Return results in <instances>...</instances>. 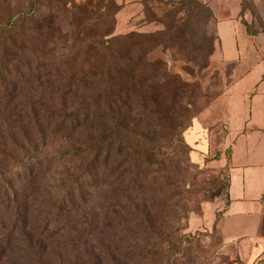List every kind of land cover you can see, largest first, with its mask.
Wrapping results in <instances>:
<instances>
[{
    "label": "rangeland",
    "instance_id": "374dc122",
    "mask_svg": "<svg viewBox=\"0 0 264 264\" xmlns=\"http://www.w3.org/2000/svg\"><path fill=\"white\" fill-rule=\"evenodd\" d=\"M9 21L16 23L11 40L19 54L14 55L0 37V146H9V131L20 130L32 116H55L60 109L56 93L62 89L79 94L67 99L68 106L78 104L82 95L111 90L121 92L124 113L114 106L100 113L107 126L121 123L162 152V159H140L141 173L132 187L91 188L86 183L88 202L65 214L67 220L74 217L78 222L84 213L109 210L104 227L91 241L100 264H168L169 258L171 264H264V223L258 238L227 246L212 225L228 197L226 95L239 59L226 56L218 26L237 24L238 50L264 61V0H0V24ZM85 30L90 38L108 32L160 33L151 38L158 45L145 57L163 62L170 76L163 77L159 64L149 67L151 79L136 84V95L148 88L156 93L132 105L123 91L136 81V72L134 79L125 78L141 60L136 41L144 39L138 37L115 45L104 88L80 81L66 87L70 70L84 79L98 75L90 57L83 66L78 63L85 60L72 58L79 45L76 34L81 31L83 36ZM223 42L228 48V40ZM161 87L163 100L162 95L156 97ZM40 139L31 140L27 153L14 154V161L0 156V187L11 197L6 202L0 194V255L6 252L0 264H25L27 236L41 240L37 246L45 250L50 264H60L63 258V264H87L88 247H70L74 237L66 225L43 228V220L54 217L51 206L65 195L68 172L80 164L77 158L62 157L61 148L81 139L58 138L43 149ZM11 203L25 204L26 226H13ZM39 234L66 240L47 241ZM157 237L168 239L172 248L159 246L155 252ZM51 242L62 243L65 256L51 251Z\"/></svg>",
    "mask_w": 264,
    "mask_h": 264
},
{
    "label": "trees",
    "instance_id": "16d2710c",
    "mask_svg": "<svg viewBox=\"0 0 264 264\" xmlns=\"http://www.w3.org/2000/svg\"><path fill=\"white\" fill-rule=\"evenodd\" d=\"M212 15V13H211ZM20 21L17 25H19ZM16 25L15 22H7L4 25L0 24V37H3L4 43L9 45V48L12 49L14 55L19 54L17 49V44L15 41L11 40V32L13 26ZM88 31L85 30L83 36H81V31L76 34V41H79V45L76 48L77 52L72 54V58H80L85 60L78 63V65L83 66V64L89 60H94L96 63L90 65L93 70H95V76H89L83 78L85 75H78L73 73L70 70L69 75L66 80V87L70 84L68 82L80 81L82 83H90L95 87H100V90L104 88V84L108 83L109 78L106 77L105 73L109 71V63L112 55L115 56V45L123 40H129L134 38H142L143 42L137 44L136 47L141 51L138 65L136 68L129 69L126 80L130 77L134 79V73L136 72V81L131 82L134 85H129L128 89L126 88L123 91L126 97L130 98L129 100L132 105L136 107L139 106L138 103L145 102L150 98L151 94H155L154 88L139 90L140 94L136 95V84L141 82L149 81L151 78L147 70L149 67L156 66L159 64L163 67V77L170 76L168 71L164 69L163 62L149 61L145 56L150 52L154 47L158 45L157 42L150 41L151 38L159 36L160 33L154 34H138L130 33L128 35H113L111 32L102 35L99 38H90L88 36ZM96 43V45H94ZM97 63L102 64L101 66H96ZM72 65L70 66V68ZM103 67V68H102ZM129 78V79H130ZM124 80V79H123ZM85 81V82H84ZM140 86V85H139ZM118 88V86H117ZM162 92H158L156 97L162 95L161 100L166 96L164 94V88L160 89ZM107 94H94L89 93V96H81V101L78 104H73L68 106L66 104L67 99H73V96L76 98L79 94L71 95V90L62 89L60 92L56 93L57 99L60 102V109L54 111L55 116H40L41 114H36L32 116L27 123L22 124L20 130H10L8 133L9 141L11 144L9 146H0V156H6L15 160L14 154L16 153H27L29 148L32 146V141L34 142L35 138H41L38 142H41V147L47 148L50 145L52 146L58 138L62 140L72 139L77 136L81 140H74L73 145L62 147L61 154L65 158H77L80 164H78L74 169V172H68L69 179H67L66 192L55 205L51 206L54 210V217L52 220L45 218L43 222L45 223L43 228L49 229L53 224L59 225L63 223L66 225V230L73 234L74 238H71L69 241L70 247L76 249L81 247L86 250L85 246L88 247L85 257L87 264H100L98 252H94V245L92 240L95 237V231L99 228L104 227L105 215L109 210H105L100 213H93L91 215L85 214L80 217L78 222L74 221V217L70 220H67L65 214H68L74 210V208H79L80 206L88 202L86 183L88 187L97 188L111 185L122 189L123 187H132L136 185V177L141 173L140 169V159L143 158H155L158 157L162 159V152L155 148L149 140L141 139L136 136V133L122 125L121 123L115 124L116 127L107 126L104 122L101 114H104L105 110L109 107H115L117 113L123 114L122 98L121 92L114 91H105ZM103 99H102V97ZM111 100L106 101L105 99ZM138 100V101H136ZM106 104L108 105L106 107ZM76 105V106H75ZM81 105V107H80ZM147 108V103L145 104ZM135 111V110H133ZM101 113V114H100ZM34 138V139H33ZM26 143V146L23 144ZM36 145H39L38 143ZM28 147V149H27ZM2 149V150H1ZM130 157V161H129ZM129 161L127 167L122 168L126 161ZM1 175V169H0ZM230 181V180H229ZM87 187V188H88ZM229 189V185H228ZM10 192L8 189L2 190L0 187V194L3 195L6 202H11V197L9 196ZM228 196V192H227ZM228 200V197H227ZM226 200V201H227ZM9 205V203H8ZM11 214L14 217L13 226L14 227H24L27 224L28 216L25 210V204L21 207L17 203L10 204ZM117 215V214H116ZM221 212L217 216L214 228H218V223L220 219ZM42 224V223H41ZM41 227V226H40ZM65 228H62L64 231ZM41 239L52 241L61 239L62 242L66 240L64 237L56 236H44L40 235ZM31 236H27L26 242L24 243L26 248L24 253L26 255L25 264H50L49 260L45 258V250L39 246L41 240H37ZM158 244L155 246V252H158V247H165L167 249L172 248L170 242L166 238L157 237ZM90 248H89V244ZM101 246L106 244L101 240L99 241ZM51 251H59L65 256V249L62 246V243L53 244L51 242ZM62 246V247H61ZM1 253V252H0ZM6 252L0 255L4 256ZM119 256V255H118ZM64 258L61 260L60 264H63ZM168 264H171V259H168Z\"/></svg>",
    "mask_w": 264,
    "mask_h": 264
},
{
    "label": "crops",
    "instance_id": "0c3cea01",
    "mask_svg": "<svg viewBox=\"0 0 264 264\" xmlns=\"http://www.w3.org/2000/svg\"><path fill=\"white\" fill-rule=\"evenodd\" d=\"M237 28L234 23L218 26L226 56L239 58L237 75L226 95L230 147L228 200L218 210L219 235L226 246L258 238L264 223V61L259 55L238 50ZM223 39L228 40V48ZM216 218L215 215L213 226Z\"/></svg>",
    "mask_w": 264,
    "mask_h": 264
}]
</instances>
